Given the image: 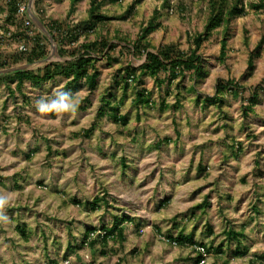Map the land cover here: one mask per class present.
I'll list each match as a JSON object with an SVG mask.
<instances>
[{"label":"crops","instance_id":"crops-1","mask_svg":"<svg viewBox=\"0 0 264 264\" xmlns=\"http://www.w3.org/2000/svg\"><path fill=\"white\" fill-rule=\"evenodd\" d=\"M244 29L245 50H234L230 28L225 59L220 38L213 60L203 61L205 77L189 73L162 85L144 77L148 105L134 104V88L113 91L126 124L110 108L109 124L86 126L98 86L74 90L62 75L41 85L26 80L19 91L16 79L12 90L2 82L0 196L10 198L0 210V264H197V246L208 251L205 264H264V90L246 112L249 89L264 78V48L249 75L253 48ZM230 63L237 74L217 80L244 86L239 95H217V81L213 92L197 88ZM60 77L62 87L49 90ZM60 91L83 109L38 111L37 100ZM119 220L109 237L83 243L89 228Z\"/></svg>","mask_w":264,"mask_h":264},{"label":"trees","instance_id":"trees-1","mask_svg":"<svg viewBox=\"0 0 264 264\" xmlns=\"http://www.w3.org/2000/svg\"><path fill=\"white\" fill-rule=\"evenodd\" d=\"M7 7L6 23L4 33L11 32L13 37L20 41L26 37V32L32 31L33 40L27 50H14L7 52L0 50V70L14 66L30 64L25 69L13 70L0 74V86L2 82L7 84L10 90V82L17 80L16 90H22L24 82L29 80L34 85H41L45 82L53 80L56 76L62 75L68 78L67 85L74 90L88 88L93 91L98 86V78L101 74L97 67V61L100 58L108 62H118L120 57H115L113 53L119 49L120 55L126 57L130 54L138 59L144 55V62L140 66H135L131 62H125V66H121L115 72V84L118 88L124 91L134 88L136 97L135 105H148L150 92L143 88L144 77L150 76L156 80L158 85H162L167 79L172 81L178 77H185L187 74L191 76L205 77L206 71L203 68V56L201 49L207 40H209L214 31L222 27L221 34V51L220 59L224 60L226 56L227 40L232 22L239 17L246 15L247 10L244 0H201L206 3V21L203 25V30L197 31L194 34L187 33V40L190 47L187 50L182 49L178 43L169 42L155 47L150 37L157 29L162 27L160 18L162 11L155 7L149 21L145 23L136 34L135 38L121 33L115 32L113 37L109 35V24L112 21L128 20L134 16L137 7L143 0H132L122 13L112 12L106 8V5L122 4L124 0H90L88 7L87 18L74 21L73 13L77 10V5L82 0H71L67 19L65 22L58 19L47 21L42 16L41 10L45 0H34L35 13L38 18L47 27L54 40L58 44L60 56L67 58L64 61H44L49 55L50 42L48 36L32 23L31 26L25 27L23 18L19 15L20 4L28 2V0H5ZM63 1V0H57ZM178 4L181 11H185V5L181 0ZM164 7L167 11H173L174 7L170 0H165ZM250 7L256 12L264 10V0L252 2ZM24 16L29 18V14L25 11ZM30 19V18H29ZM14 28V31L11 28ZM245 42L249 45L248 29H244ZM83 38V40H82ZM1 40H4L1 38ZM264 46V35L259 39L255 47L252 49L248 60V74L252 75L254 71V61L261 56V51ZM166 74L167 76H163ZM163 76V77H162ZM244 87V86H243ZM240 87L233 80L218 79L217 92H229L239 95L244 91L245 87ZM264 90V78L256 86L249 89L248 99L250 105L246 112L253 109V105L257 103L259 91ZM103 97V105L101 106L98 115L105 116L110 110L114 112L111 116L116 122L123 124L127 123L126 115H119L118 108L112 106L114 93L110 91ZM169 94V92H167ZM167 94V95H168ZM214 98V97H213ZM215 96L213 100H217ZM162 107H167L168 104H162ZM83 109L81 104H78L75 110ZM248 110V111H247ZM89 130H87V133ZM119 221H115L111 228H89L83 237V243L94 241L97 238H107L118 230ZM98 230L105 231L93 237L91 234ZM207 250V249H206ZM208 252V251H207ZM202 258L200 255L199 260Z\"/></svg>","mask_w":264,"mask_h":264},{"label":"rangeland","instance_id":"rangeland-1","mask_svg":"<svg viewBox=\"0 0 264 264\" xmlns=\"http://www.w3.org/2000/svg\"><path fill=\"white\" fill-rule=\"evenodd\" d=\"M89 1L90 0H82L77 5V10L73 13L72 18L76 22L79 19L87 18L88 16V7H89ZM132 0H124L122 4H116V5H106V8L111 9L112 12L122 13L126 10L127 6L131 3ZM171 4L173 5V11H167V8L164 7L165 0H143L142 3H140L137 7V11L135 12L134 16H132L128 20H119V21H112L109 24V35L110 37H113L115 35L116 31H119L121 33L127 34L131 36L132 38H135L136 34L139 32L140 28L149 21V18L151 17V14L155 7L160 8L162 11V16L160 18V22L162 23V27L157 29L150 37V40L152 44L155 47L160 46L164 43L169 42H176L179 44V46L187 50L190 47V43L187 40V33L194 34L197 31L203 30V25L206 21V3H204L201 0H181V2L185 5V11H181L178 4L180 3V0H170ZM258 0H244L247 13L246 15L239 17L235 19L232 22L231 25V32L233 34L232 39L230 40V44L233 46L234 50H239L240 48H243V51L245 50L244 45L242 43L243 39V28L248 29V33L251 40V46L254 48L255 43L260 39L262 35H264V10L261 11H255L250 7V4L252 2H257ZM71 0H63V1H57V0H45L41 14L47 21L58 19L60 21L65 22L67 19L68 11L70 8ZM181 4V3H180ZM33 11L35 13V8L33 4ZM6 14H7V7H6V1L0 0V32L5 30V23H6ZM36 14V13H35ZM37 16V15H36ZM222 27L217 28L214 31V34L210 38L209 41L204 42L201 54L203 56V59L211 61L213 60V56L216 54V49L218 45V41L221 38V32ZM83 40V38H82ZM7 45V44H6ZM56 45L57 53L58 51V44L56 41L54 42V46ZM17 46V42L9 48V45L6 48L7 52H13L15 47ZM49 49L51 51L52 44L51 42L48 43ZM264 48V47H263ZM240 53V50L237 51ZM50 53V52H49ZM115 57H120V60L118 62H108L107 60L100 58L96 63L97 67L99 68L101 74H100V83L98 85V88L96 89V93L94 94L95 97V104L94 106H91L92 108L88 110L87 113L84 114V122L86 126H91L94 121H98L100 123H107L109 124L110 119L103 117L98 118L97 117V108L99 101L103 102V92L104 89L110 88V91L117 92L118 86L115 85V72L118 68H121V66H125V62H131L134 65H139L142 63V59L138 58L137 60L134 58L133 55H127L126 57L120 55L119 49H116L113 53ZM242 55H239V57ZM264 56V53H263ZM64 57L55 56V61L63 60ZM245 58H239L236 62L240 63L243 62ZM264 64V59L261 61ZM230 66L226 67V71L213 68L211 70L212 74L206 78L203 82L197 83V88L202 91L206 92H213L214 85L217 81V78H225V77H232L237 74V72L232 70V67L234 66L233 63H230ZM210 65H213L211 63ZM228 70V72H227ZM222 76V77H221ZM240 77V76H239ZM182 83V82H181ZM62 79L61 77L57 79L56 83H54V86L50 87L49 90L54 89H60L62 87ZM108 86V87H107ZM146 87H152L153 81L150 78H146ZM28 88H26L27 90ZM84 89V88H83ZM106 90V91H107ZM81 93V92H80ZM83 94V93H81ZM184 94V92H183ZM102 96V97H101ZM185 97V101H187V95H182ZM235 103V102H234ZM133 113V112H131ZM130 113V115H131ZM79 121H81V118H79ZM132 123L135 125V120L133 119ZM107 124V126H108ZM40 129V128H39ZM40 131V130H39ZM38 132V131H37ZM30 146V143L21 144L19 146L21 150H28ZM17 149V150H18ZM17 152V151H16ZM18 152L16 153V155ZM21 154V153H19ZM22 158L25 156L21 154Z\"/></svg>","mask_w":264,"mask_h":264},{"label":"built area","instance_id":"built-area-1","mask_svg":"<svg viewBox=\"0 0 264 264\" xmlns=\"http://www.w3.org/2000/svg\"><path fill=\"white\" fill-rule=\"evenodd\" d=\"M29 2V0H28ZM28 2H24L22 4H20V8H19V15L23 18L24 20V24L25 27H29L32 25L33 21L30 18H26L24 16V12L27 11L28 12ZM12 31H14V28H11ZM26 37H23L20 41L17 40L16 37H13V35L11 34V32H7L4 33L3 31L0 32V50L4 49L6 50L7 46L9 45V48L12 47L16 42H17V46L15 47L14 50H27L28 46L30 45V43L33 40V33L32 31L26 32L25 34ZM4 39V40H1ZM7 44V45H6ZM100 233H106L105 231L102 230H98L97 232H93L91 234V237L100 234ZM198 251H200L202 258L199 260L198 264H205L206 263V258L208 256V252L206 250L205 247L203 246H197ZM65 264H73L71 263V261L66 260Z\"/></svg>","mask_w":264,"mask_h":264},{"label":"clouds","instance_id":"clouds-1","mask_svg":"<svg viewBox=\"0 0 264 264\" xmlns=\"http://www.w3.org/2000/svg\"><path fill=\"white\" fill-rule=\"evenodd\" d=\"M79 99L73 97L71 94L66 92H57L55 98L48 100L46 98H41L36 101V107L39 112H69L75 111L76 107L79 104ZM10 197L0 196V210H2L5 205L8 203ZM0 219H6V217L0 216ZM199 262V261H198ZM198 264V263H197Z\"/></svg>","mask_w":264,"mask_h":264},{"label":"water","instance_id":"water-1","mask_svg":"<svg viewBox=\"0 0 264 264\" xmlns=\"http://www.w3.org/2000/svg\"><path fill=\"white\" fill-rule=\"evenodd\" d=\"M33 4H34V0H29V2H28L29 17L32 19L35 26L38 27L41 31H43L48 36V38L52 44L51 51H50L49 55L47 56V58L44 59V61L54 60L55 56H59V54L57 53V50H56V45L54 46L55 40H54L53 36L51 35V33L49 32V30L47 29V27L44 25V23L34 13V11L32 9ZM29 66H30V64H24V65L14 66V67H10V68H5V69L0 70V74L10 72L13 70L25 69Z\"/></svg>","mask_w":264,"mask_h":264}]
</instances>
